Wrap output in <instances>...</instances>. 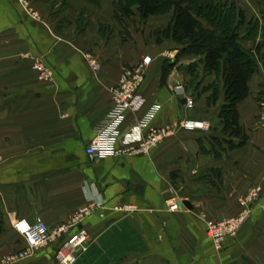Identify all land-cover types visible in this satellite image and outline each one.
Instances as JSON below:
<instances>
[{
    "label": "crops",
    "instance_id": "0c3cea01",
    "mask_svg": "<svg viewBox=\"0 0 264 264\" xmlns=\"http://www.w3.org/2000/svg\"><path fill=\"white\" fill-rule=\"evenodd\" d=\"M28 1L37 20L16 0H0V262L25 247L16 224L42 220L50 232L63 231L15 264H56L60 243L79 228L88 241L75 264H264V128L258 116L264 61L238 105L247 143L231 150L217 118L224 99L207 108L209 93L202 92L215 76L199 69L192 93L189 80L197 74L187 67L197 58L176 60L179 45L156 42L154 31L169 18L136 32L131 24L122 29L106 0ZM228 1L245 14L239 30L245 37L264 12V0ZM240 44L253 52L251 39ZM145 57L151 59L140 88L145 104L127 115L118 148L145 139L150 129L167 134L147 155L90 159L85 150L113 107L112 89ZM37 60L51 71L49 83L37 79ZM178 85L193 100L192 110L173 93ZM186 120L207 130L186 129ZM257 189L236 236L216 250L205 222L237 217L240 201ZM84 209L91 213L74 226Z\"/></svg>",
    "mask_w": 264,
    "mask_h": 264
},
{
    "label": "trees",
    "instance_id": "16d2710c",
    "mask_svg": "<svg viewBox=\"0 0 264 264\" xmlns=\"http://www.w3.org/2000/svg\"><path fill=\"white\" fill-rule=\"evenodd\" d=\"M113 6L114 19L123 30L136 14L145 22L153 16L172 14L165 28L154 31L156 42L165 39L179 45L176 60L197 58L187 67L191 76L197 74L194 81L198 80L199 69L202 75L215 76V81L202 89L209 93L206 106H214L223 97L217 118L221 134L227 138L224 143L231 150L246 145L248 136L240 125L238 105L249 96V84L258 72V62L264 61V19L261 29L255 21L249 24L245 37H240L245 14L229 1L118 0ZM259 33L260 42L256 43ZM244 38L253 41V52L241 46Z\"/></svg>",
    "mask_w": 264,
    "mask_h": 264
},
{
    "label": "built area",
    "instance_id": "2783aa9c",
    "mask_svg": "<svg viewBox=\"0 0 264 264\" xmlns=\"http://www.w3.org/2000/svg\"><path fill=\"white\" fill-rule=\"evenodd\" d=\"M24 13L31 19H38V15L31 9L28 0H16ZM151 59L145 57L141 63L134 67L124 70L118 84L112 89L113 107L107 114L104 123L97 129L94 137L87 146L86 155L94 160L101 161L109 158L130 155H147L150 149L158 144L163 136L168 132V129H150L147 137L143 140L134 138L126 141L127 148L119 149L118 143L121 139V128L129 113L139 112L145 100L140 94V88L144 82L145 69L149 65ZM94 66V63H92ZM40 82H50L52 79L51 71L40 60L35 61L32 67ZM173 93L179 99H185V109L192 110L194 107L193 100L185 95V90L182 85L174 88ZM259 102L258 116L260 117L261 127L264 128V95ZM151 118V115L147 117ZM147 121L140 123L131 131L132 135H137L141 128L147 126ZM182 126L186 129H202L207 130L204 123H196L191 121H182ZM133 144H136L135 146ZM3 163V157L0 154V166ZM259 190L252 191L246 198L240 201L242 211L235 218L223 219L219 221L205 222L206 233L211 240L214 248L219 250L221 244L226 238L235 237L240 225L249 216V204L256 203L258 200ZM97 206L100 204H96ZM176 210L177 205L169 208ZM91 212L89 209L80 211L74 218V226L80 225V221L84 216ZM15 229L23 237L25 247L8 257L4 258L0 264H15L30 256L36 251L48 246L52 243L63 229L58 232H50L45 222L37 220L33 225L26 226L22 223L16 224ZM88 241V233L79 228L76 232L71 234L67 239L62 241L55 252L54 260L56 264H75L80 254L85 250V244Z\"/></svg>",
    "mask_w": 264,
    "mask_h": 264
},
{
    "label": "rangeland",
    "instance_id": "374dc122",
    "mask_svg": "<svg viewBox=\"0 0 264 264\" xmlns=\"http://www.w3.org/2000/svg\"><path fill=\"white\" fill-rule=\"evenodd\" d=\"M89 3H92V4H99V2H100V0H87ZM107 2H109V3H112V5H113V3L114 2H116V1H118V0H106ZM221 1V0H220ZM226 1H228V0H226ZM97 2V3H96ZM131 4H133V3H131ZM133 7H134V9L136 8L134 5H132ZM114 7V6H113ZM225 12L227 11V10H224ZM113 14H114V12H113ZM171 13H169V14H167V13H164V14H160V15H157L156 16V18H154L153 20H150L149 22L148 21H141L140 20V18L138 17V15L136 14V18L137 19H135L134 17H132L131 19H130V21H128V24L127 25H132L133 26V28H136V26H137V28H138V30L136 31V32H140V30L139 29H142L143 27H145L146 26V24L147 23H150V26H151V22L153 23V24H155V23H160V24H162V23H166V21L168 20V18H169V20L171 19ZM135 19V20H134ZM264 19V12L263 13H261L260 14V16L258 17V18H256V22L258 23V26H259V21L261 20V23H262V20ZM149 20V19H148ZM169 23V22H168ZM164 25V24H163ZM168 25V24H167ZM153 27V26H152ZM166 26L164 25V26H160V29H163V28H165ZM249 28V27H248ZM247 28V29H248ZM174 58H170V60H173ZM37 76V75H36ZM42 83H49V82H42ZM194 83H197V79L194 81V80H189V86H190V90H192L191 92L192 93H194V91H193V88H194ZM198 86H199V84H198ZM196 89H198L197 87H196ZM195 89V90H196ZM184 90H185V88H184ZM185 92H186V90H185Z\"/></svg>",
    "mask_w": 264,
    "mask_h": 264
},
{
    "label": "water",
    "instance_id": "95a60500",
    "mask_svg": "<svg viewBox=\"0 0 264 264\" xmlns=\"http://www.w3.org/2000/svg\"><path fill=\"white\" fill-rule=\"evenodd\" d=\"M185 102H186L185 99H183L182 104L185 105ZM183 204L185 207H188V208L190 206L189 203H187V202H184Z\"/></svg>",
    "mask_w": 264,
    "mask_h": 264
}]
</instances>
